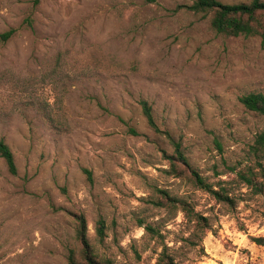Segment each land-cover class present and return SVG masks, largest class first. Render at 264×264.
Masks as SVG:
<instances>
[{"label": "rangeland", "instance_id": "374dc122", "mask_svg": "<svg viewBox=\"0 0 264 264\" xmlns=\"http://www.w3.org/2000/svg\"><path fill=\"white\" fill-rule=\"evenodd\" d=\"M192 1L0 0V33L13 29L0 41V138L17 168L0 157V264H67L80 215L114 264H155L164 244L178 264H264L250 239L264 237V192L236 187L230 208L166 173L173 145L139 104L211 182L233 177L264 128L238 100L264 94V39L216 33ZM160 189L190 201L206 232L156 205Z\"/></svg>", "mask_w": 264, "mask_h": 264}, {"label": "trees", "instance_id": "16d2710c", "mask_svg": "<svg viewBox=\"0 0 264 264\" xmlns=\"http://www.w3.org/2000/svg\"><path fill=\"white\" fill-rule=\"evenodd\" d=\"M153 2L154 0H146ZM194 13L203 16H210V26L218 34L226 36H259L264 39V1L247 0L238 3H223L219 0H193L185 6ZM13 34V29L0 33V41H7ZM239 102L249 111L264 117V94L261 92H247L238 97ZM141 111L147 124L157 133L167 135L173 145L171 154H165L169 162V168L164 170L168 174L183 177L186 176L191 184L208 193L216 203L235 206L239 197L235 189L244 186L252 195H259L264 192L263 164H264V128L259 130L253 140L247 144L246 161L237 162L228 166V173L233 177L222 179L223 173H218L217 179L213 182L202 175L199 170L191 165L185 152L178 141L173 140L167 132L161 131L157 126L151 105L144 99L139 101ZM131 131H133L131 129ZM134 132V131H133ZM219 145V144H218ZM0 157L4 160L8 171L16 174L17 168L13 153L8 144L0 138ZM261 172L259 173V171ZM87 175L90 173L85 170ZM160 197L154 202L160 208L168 212L180 210L185 223L191 225L196 234L202 235L208 229V218L195 210L193 204L177 195L171 194L167 189L158 190ZM147 229L152 230L150 226ZM200 231V232H198ZM95 234L99 239L105 236V223L102 218L95 222ZM78 241L77 249H69L67 264H114L110 257L101 256L89 242L86 234V223L82 215L78 217V228L76 233ZM250 239L257 245L264 247V237L256 236ZM155 264H178L169 246L164 244L155 258Z\"/></svg>", "mask_w": 264, "mask_h": 264}]
</instances>
